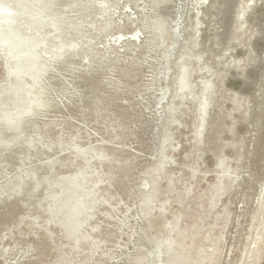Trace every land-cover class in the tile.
I'll list each match as a JSON object with an SVG mask.
<instances>
[{
    "label": "rangeland",
    "instance_id": "374dc122",
    "mask_svg": "<svg viewBox=\"0 0 264 264\" xmlns=\"http://www.w3.org/2000/svg\"><path fill=\"white\" fill-rule=\"evenodd\" d=\"M198 3L0 0V264H264V0Z\"/></svg>",
    "mask_w": 264,
    "mask_h": 264
},
{
    "label": "bare ground",
    "instance_id": "6f19581e",
    "mask_svg": "<svg viewBox=\"0 0 264 264\" xmlns=\"http://www.w3.org/2000/svg\"><path fill=\"white\" fill-rule=\"evenodd\" d=\"M207 1L208 0H199V2L200 3H198L199 4V6H203L204 4H205V6H206V4H207ZM209 1H211V0H209ZM253 0H251V2H252ZM210 3V2H209ZM196 7V6H195ZM204 7V6H203ZM202 7V8H203ZM208 7V6H207ZM199 8V7H198ZM197 8V9H198ZM201 8V7H200ZM200 8H199V10H198V13L200 12ZM196 9V10H197ZM244 9L245 10H247L248 9V7L247 8H245L244 7ZM242 10H243V8H242ZM242 10H240L241 12H240V14H239V12H238V14L237 15H242V16H244L243 14H244V12L246 13V11H242ZM203 11V10H202ZM197 12V11H196ZM202 14V13H201ZM196 16V15H195ZM197 18V17H196ZM198 18H199V16H198ZM243 18V17H242ZM243 19H245V18H243ZM195 21H196V19H195ZM198 21V20H197ZM198 25H200V23H199V21H198ZM183 27V26H182ZM198 27V26H197ZM173 29H174V35L176 36V41H178L177 39L178 38H180L181 37V33H182V31H184L185 32V30H181L182 28L180 27V24H174V26H173ZM196 29V28H195ZM193 32H196L197 34L199 33V29H197V30H195V31H193ZM196 33H194V34H196ZM195 36V35H194ZM184 37V36H183ZM185 38V37H184ZM201 38V37H200ZM182 39V38H181ZM198 39L199 38H195V42H193V44L194 43H198ZM198 46V45H197ZM249 49V48H248ZM248 52V51H247ZM231 55V54H230ZM233 55V54H232ZM250 55V54H249ZM253 55H254V53H253ZM250 58V57H249ZM242 70H244V69H242ZM243 72V71H242ZM168 73V72H167ZM246 75V74H245ZM165 77V76H164ZM167 77V76H166ZM169 78V77H168ZM167 79V78H166ZM181 83H183V82H185L184 81V79H180L179 80ZM186 84V83H185ZM203 88L201 89V91H200V93L201 94H204V98H203V103H202V105L200 106V111H199V115H198V118L200 119L199 120V123H200V121H201V123H200V126L198 127L199 129H200V131L198 132L197 131V135H198V138H199V140L197 139V141H198V143L200 142L201 143V141L203 140L202 139V132H203V130H204V128H206L205 126H207L209 123H207V120H206V117L209 115V108L211 107L210 105H211V100L210 99H213V98H211L210 96H212L214 93V91L213 90H215V89H213V84H212V82L211 81H206L205 82V84H203V86H202ZM200 88V87H199ZM223 91H225V90H223ZM229 93V92H228ZM166 93H164V95H163V99H166ZM233 95H236V94H233ZM162 99V100H163ZM166 105H167V103H166ZM212 106H213V102H212ZM220 119V118H219ZM217 125V124H216ZM202 128H203V130H202ZM202 144H204V143H202ZM222 147V146H221ZM200 148V147H199ZM224 148V147H223ZM199 151V150H198ZM200 152V151H199ZM198 152V153H199ZM202 152V151H201ZM221 152V151H220ZM222 154V153H221ZM223 159V158H222ZM222 159H220L219 158V161L221 160V162L224 160H222ZM224 172H226V170L224 169ZM219 180H221V179H219ZM218 180V181H219ZM220 182L222 183V180L221 181H219V185H220V188H221V185L222 184H220ZM219 187V186H218ZM224 187H222L221 189H223ZM217 189V188H216ZM218 190V189H217ZM216 190V191H217ZM224 190V189H223ZM222 191V190H221ZM168 247V246H167ZM158 248H160V245H158ZM164 253V252H163ZM160 254V253H159ZM161 256H162V254H161ZM162 258V257H161ZM149 259H151L152 261H154V259H156L155 261H158L159 263H162V261H161V259H160V256H158V257H154V256H150L149 257ZM165 262V261H164ZM156 264H157V262H156Z\"/></svg>",
    "mask_w": 264,
    "mask_h": 264
}]
</instances>
